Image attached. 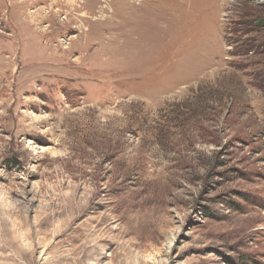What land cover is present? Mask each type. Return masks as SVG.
<instances>
[{
    "label": "rangeland",
    "instance_id": "1",
    "mask_svg": "<svg viewBox=\"0 0 264 264\" xmlns=\"http://www.w3.org/2000/svg\"><path fill=\"white\" fill-rule=\"evenodd\" d=\"M0 264H264V0H0Z\"/></svg>",
    "mask_w": 264,
    "mask_h": 264
},
{
    "label": "bare ground",
    "instance_id": "2",
    "mask_svg": "<svg viewBox=\"0 0 264 264\" xmlns=\"http://www.w3.org/2000/svg\"><path fill=\"white\" fill-rule=\"evenodd\" d=\"M28 4V3H27ZM26 3H23V4H20V8H22V6H26L27 5ZM26 9V8H25ZM21 10H23V8L21 9ZM33 13V12H32ZM34 14V17L32 16V14L30 15L31 17L29 18L30 20H31V22L32 21H35L36 19H38L39 18V16L38 15H36L35 14V12L33 13ZM39 14V13H38ZM49 17V16H48ZM47 17V18H48ZM43 19V18H42ZM45 20H46V17L44 18ZM32 25V24H31ZM45 33H47V32H45ZM44 33V34H45ZM49 33V32H48ZM14 243V242H13ZM36 250V249H35Z\"/></svg>",
    "mask_w": 264,
    "mask_h": 264
}]
</instances>
